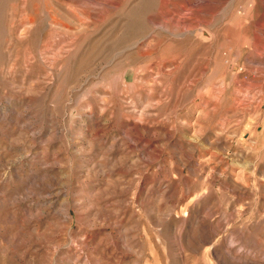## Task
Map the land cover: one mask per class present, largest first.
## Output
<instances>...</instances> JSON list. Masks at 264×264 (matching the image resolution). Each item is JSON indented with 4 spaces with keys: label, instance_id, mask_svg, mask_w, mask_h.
I'll return each mask as SVG.
<instances>
[{
    "label": "rangeland",
    "instance_id": "obj_1",
    "mask_svg": "<svg viewBox=\"0 0 264 264\" xmlns=\"http://www.w3.org/2000/svg\"><path fill=\"white\" fill-rule=\"evenodd\" d=\"M197 1L0 0V264H264V0Z\"/></svg>",
    "mask_w": 264,
    "mask_h": 264
},
{
    "label": "bare ground",
    "instance_id": "obj_2",
    "mask_svg": "<svg viewBox=\"0 0 264 264\" xmlns=\"http://www.w3.org/2000/svg\"><path fill=\"white\" fill-rule=\"evenodd\" d=\"M208 1V0H207ZM95 2V1H94ZM196 2H198L197 0H196ZM195 2V3H196ZM211 2H214V1H211ZM211 2L209 3V4H211ZM262 2V1H261ZM264 2V1H263ZM102 3H104V2H102ZM111 3H113V2H111ZM198 3H201V2H198ZM197 3V4H198ZM114 4V3H113ZM116 5H117V3H115ZM173 4H175L176 5V3H173ZM182 4V3H181ZM188 4V3H187ZM201 4H203V3H201ZM206 4V3H205ZM215 4V3H214ZM256 4V3H255ZM263 4V3H262ZM104 5V4H103ZM186 5V4H185ZM193 5H195V4H193ZM264 5V4H263ZM112 6V5H111ZM121 6V5H120ZM174 6V5H173ZM181 6V5H180ZM197 6V5H196ZM255 6V5H254ZM110 7V6H109ZM175 7H177V6H175ZM183 7V6H182ZM200 7V6H199ZM207 7V6H206ZM253 7V6H252ZM116 7H114V9H115ZM123 8V7H122ZM196 8V7H195ZM208 8V7H207ZM214 8V7H213ZM102 10H103V8H101ZM107 9V8H106ZM105 9V10H106ZM119 9V8H118ZM183 9V8H182ZM223 10V9H222ZM263 10H264V8H263ZM202 11V10H201ZM98 12V11H97ZM176 12V11H175ZM184 12V11H183ZM194 12V11H193ZM196 12V11H195ZM197 12H199V11H197ZM212 12V11H211ZM211 12H209V13H211ZM264 13V12H263ZM100 14V13H99ZM201 14V13H200ZM205 14H207V13H205ZM89 15V14H88ZM90 17V16H89ZM88 17V18H89ZM93 17V16H92ZM223 18V17H222ZM264 20V19H263ZM229 21V20H228ZM259 23V22H258ZM263 23V22H262ZM261 24V23H260ZM259 24V25H260ZM258 25V24H257ZM256 25V27H258ZM262 25V24H261ZM261 25H260V27H261ZM218 26V25H217ZM202 28V27H201ZM259 28V27H258ZM255 29V28H254ZM261 29V28H260ZM169 30V29H168ZM262 30V29H261ZM208 32V31H207ZM211 32V31H210ZM181 33V32H180ZM183 33V32H182ZM259 33V32H258ZM186 34V33H185ZM204 34V33H203ZM181 35V34H180ZM183 35V34H182ZM261 35V34H260ZM204 36H206V37H204L205 39H207V38H210L211 36H210V34L208 33H206V34H204ZM253 36V35H252ZM261 36H263V35H261ZM264 37V36H263ZM257 38V37H256ZM259 38H257L256 40H258ZM199 40V39H198ZM255 41V40H254ZM211 42V41H210ZM257 43H259L258 41H256ZM256 42H254V43H256ZM235 45V44H234ZM237 45V44H236ZM197 47H198V45H197ZM230 48V47H229ZM232 48V47H231ZM251 51V50H250ZM260 51V50H259ZM250 53V52H249ZM261 54V53H260ZM247 58V57H246ZM253 59V58H252ZM246 61H248V60H246ZM249 62V61H248ZM253 64V63H252ZM254 64H256V62H254ZM260 65H261V63H260ZM264 65V64H263ZM259 66V65H258ZM257 67V66H256Z\"/></svg>",
    "mask_w": 264,
    "mask_h": 264
}]
</instances>
